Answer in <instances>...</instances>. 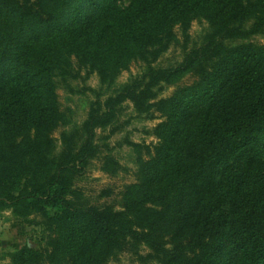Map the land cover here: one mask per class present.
Listing matches in <instances>:
<instances>
[{
	"label": "trees",
	"instance_id": "trees-1",
	"mask_svg": "<svg viewBox=\"0 0 264 264\" xmlns=\"http://www.w3.org/2000/svg\"><path fill=\"white\" fill-rule=\"evenodd\" d=\"M194 20L207 27L189 46ZM179 36L181 60L159 64ZM132 62L141 71L96 92L57 149L53 132L70 122L58 87L93 72L110 87ZM126 100L162 116L156 142L128 141L146 154L136 180L120 208L94 205L75 182ZM118 168L102 155L104 171ZM0 208L47 232L8 264H108L126 251L140 264H264V0H0Z\"/></svg>",
	"mask_w": 264,
	"mask_h": 264
},
{
	"label": "rangeland",
	"instance_id": "rangeland-1",
	"mask_svg": "<svg viewBox=\"0 0 264 264\" xmlns=\"http://www.w3.org/2000/svg\"><path fill=\"white\" fill-rule=\"evenodd\" d=\"M130 0H117L119 6H126ZM84 20V14L68 22L70 27L79 26ZM205 21L194 20L191 24L189 46L200 41L206 30ZM172 44L163 54L159 64L163 66L174 65L182 58V38ZM253 41L262 42L260 37H253ZM142 69L141 62H132L127 69H122L110 87L101 86L95 72L90 73L85 79H76L71 82L73 91L62 86L57 89L60 109L69 117L70 122L58 126L53 137L57 149L60 148L59 135L63 130L70 129L73 125L80 124L86 117L90 102L95 98L96 92L105 95L113 93L120 85L125 83L130 76L138 74ZM84 72L82 71V75ZM192 77L186 75L173 84H163L158 91L157 98L170 95L178 85L190 83ZM10 89H3V93ZM154 101V100H153ZM162 120L158 112H153V117L138 113L133 104L126 100L122 104V110L116 121L104 128L97 129V143L100 145L99 157L93 159L84 172L77 178L75 185L94 205L111 204L120 208L121 192L125 185L136 180L138 170V158L146 156L145 150L135 151L128 141L151 144L156 142L152 134V128ZM111 129H114L111 132ZM106 144V145H105ZM109 153L119 164L114 173H108L102 169V155ZM47 232L40 224L24 222L12 215L6 208H0V264H8L6 255L23 244L32 247L44 245ZM108 264H140L135 255L130 252H122L113 257ZM155 264V263H152Z\"/></svg>",
	"mask_w": 264,
	"mask_h": 264
}]
</instances>
